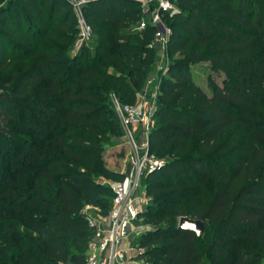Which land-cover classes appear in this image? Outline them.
Listing matches in <instances>:
<instances>
[{"label":"trees","instance_id":"trees-1","mask_svg":"<svg viewBox=\"0 0 264 264\" xmlns=\"http://www.w3.org/2000/svg\"><path fill=\"white\" fill-rule=\"evenodd\" d=\"M65 3L0 5V69L25 56L26 42L36 57L0 90V256L17 264L86 261L96 235L86 206L106 215L114 190L100 178L125 176L104 161L123 134L112 93L135 103L155 52L153 25L135 28L139 1L92 0L86 16L95 34L103 29L100 42L95 53L94 39L70 53L78 24ZM176 4L167 51L179 57L162 76L150 134L166 159L144 177L152 201L142 213L149 227L134 237L136 264H262L264 0ZM200 61L210 91L193 74ZM183 216L205 220V230L180 227Z\"/></svg>","mask_w":264,"mask_h":264},{"label":"built area","instance_id":"built-area-1","mask_svg":"<svg viewBox=\"0 0 264 264\" xmlns=\"http://www.w3.org/2000/svg\"><path fill=\"white\" fill-rule=\"evenodd\" d=\"M69 1L78 24L74 48L80 49L83 45H90L93 40L94 29L86 16V6L92 0ZM137 1L141 4L143 15L135 28L144 29L149 24L153 25L156 41L165 47L171 29L163 17L177 10L176 0ZM159 85L149 99L143 97L139 103L123 102L112 93L113 106L123 128V138L130 150L129 166L125 176L112 185L114 196L110 211L97 217L88 214L89 224L96 230V235L89 243L88 255L83 264H136L135 255L141 247L132 239L136 230L135 221L141 215V205L146 197V194L139 193L141 183L147 174L160 169L165 163L164 158L152 151L150 142V134L155 126ZM90 207L87 205L86 210Z\"/></svg>","mask_w":264,"mask_h":264},{"label":"rangeland","instance_id":"rangeland-1","mask_svg":"<svg viewBox=\"0 0 264 264\" xmlns=\"http://www.w3.org/2000/svg\"><path fill=\"white\" fill-rule=\"evenodd\" d=\"M9 0H1L0 5L5 4ZM59 3H62L65 5V0H57ZM71 4L69 0H66ZM72 6V4H71ZM73 8V6H72ZM68 9V8H67ZM74 10V9H73ZM166 21V14H164L163 17ZM51 29H55L54 26H50ZM100 31H103V29H100ZM100 31H97V34L94 33L93 35V43L91 44L90 51L91 53H95L96 46L100 42V39L98 37V33ZM48 38V34L42 35V40L39 42V45L42 46L45 42V40ZM152 47H155V52L152 53V59L150 60L149 69L147 72V77L142 84V86L137 90V99L135 103H139L143 97L144 98H150L153 90L156 88L157 85L161 83V79L163 74L167 73L168 71V65L169 63L174 60L175 58L179 57V54L176 55H170L168 54V45L164 47L162 43H158L155 39V34L153 37V40L150 42ZM23 54L25 55L22 58H12L8 60L7 66L3 69H0V90L3 89H9L8 86L3 84V80L14 74L18 75L27 68H29L34 62L36 57L35 56H28L30 52L34 51V46L32 42H26L23 44ZM28 49V51L26 50ZM78 49L74 48V45L70 48L69 52L74 53ZM209 62L207 61H200L194 65L193 74L195 76V79L201 83L204 87H206L209 91L211 90V84L208 79V71H209ZM155 80V81H154ZM154 82V83H153ZM160 87V85H159ZM156 124V122H155ZM118 136L113 135V138H111L112 143H107L105 147L104 152V161L107 164V166L115 171H125L127 166V161L129 158V147L124 141L123 134L120 135V138ZM124 148V155H120V151ZM164 159H166L165 156H160ZM103 183L108 184H115L118 179L110 178V177H101L100 178ZM140 194H146V197L144 198V201L142 202V212L141 215L137 218L135 221L136 224V232L135 236L138 235L141 231L149 227V223L146 222V218L144 215H142L143 211L147 209V205L152 201L151 197L147 194L146 190V178H143L140 188ZM91 211V215L93 216H99L100 208L97 206H91L89 209ZM0 261L2 264H17L15 257L10 258H2L0 256ZM264 264V262L262 263Z\"/></svg>","mask_w":264,"mask_h":264},{"label":"water","instance_id":"water-1","mask_svg":"<svg viewBox=\"0 0 264 264\" xmlns=\"http://www.w3.org/2000/svg\"><path fill=\"white\" fill-rule=\"evenodd\" d=\"M179 226L187 229H192L196 233H202L206 228V221L203 219H194L188 216H183L180 219Z\"/></svg>","mask_w":264,"mask_h":264},{"label":"crops","instance_id":"crops-1","mask_svg":"<svg viewBox=\"0 0 264 264\" xmlns=\"http://www.w3.org/2000/svg\"><path fill=\"white\" fill-rule=\"evenodd\" d=\"M155 81V80H154ZM154 83V82H153ZM128 166H129V158H128V161H127V166H126V169L128 168ZM135 232H136V230H135ZM135 232H134V234H133V241H134V237H135ZM134 263H138V260H136V262H134Z\"/></svg>","mask_w":264,"mask_h":264}]
</instances>
